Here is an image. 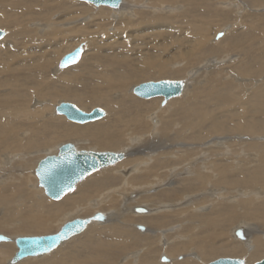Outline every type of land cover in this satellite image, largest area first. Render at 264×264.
<instances>
[{"label":"bare ground","instance_id":"6f19581e","mask_svg":"<svg viewBox=\"0 0 264 264\" xmlns=\"http://www.w3.org/2000/svg\"><path fill=\"white\" fill-rule=\"evenodd\" d=\"M223 1L0 0V25L11 30L0 39V232L8 237L0 242V264L264 259V82L257 80L261 85L250 92L243 83L264 76V14L243 20V13L226 9L264 3L228 0L218 8ZM88 2L113 10H94ZM55 11L58 17H50ZM30 21L41 27L28 29ZM222 22L229 28L217 29L213 40L210 27ZM64 32L78 34L75 44L83 50L78 62L60 68L61 58L73 51L56 58ZM86 35L89 51L79 40ZM234 55V62L227 60ZM163 77L184 81L181 94L160 106L164 96L141 99L134 93L135 82ZM58 98L88 113L84 102L107 110L100 107L103 117L75 124L57 113ZM54 108V118L46 121ZM60 140L73 141L57 147ZM68 143L123 157L51 201L37 167ZM85 143L124 150L82 149ZM49 146L42 158L37 150ZM33 170L38 185L30 179ZM98 212L104 221L92 220L45 255L12 262L16 237L55 234L67 221Z\"/></svg>","mask_w":264,"mask_h":264},{"label":"water","instance_id":"95a60500","mask_svg":"<svg viewBox=\"0 0 264 264\" xmlns=\"http://www.w3.org/2000/svg\"><path fill=\"white\" fill-rule=\"evenodd\" d=\"M95 5L107 4L117 5L120 0H85ZM4 30L0 29V39L4 36ZM83 48L76 47L73 51L65 54L59 61V67L63 68L78 62ZM184 81L181 80H159L147 81L134 87V93L142 98H151L162 95L169 99L181 94L184 88ZM59 114H64L68 119L84 123L95 121L105 115L100 107H95L89 113L82 111L76 104L61 102L56 107ZM123 154L113 151L77 150L71 143L62 145L58 155H48L42 159L37 167V174L40 179V186L45 188L48 197L54 200L61 199L66 193L75 188V184L85 178L89 173L116 162ZM97 217H102L97 218ZM104 221L105 215L98 212L91 217L75 218L67 221L55 234L18 236L15 239L17 252L12 258L15 263L28 256H38L54 250L61 242L70 239L72 236L83 232L92 221ZM5 234L0 233V242L7 240ZM167 261L162 256V262ZM209 264H248L239 258H221ZM254 264H264V259Z\"/></svg>","mask_w":264,"mask_h":264},{"label":"rangeland","instance_id":"374dc122","mask_svg":"<svg viewBox=\"0 0 264 264\" xmlns=\"http://www.w3.org/2000/svg\"><path fill=\"white\" fill-rule=\"evenodd\" d=\"M39 1H43V0H39ZM228 0H224L223 1V5H218L217 4V7L218 8H223L222 6H224V8H225V5L227 4L226 2H227ZM263 1V3H264V0H262ZM82 2V1H81ZM84 2V1H83ZM222 2V1H221ZM89 3V2H88ZM90 4V6H92V8L95 10V9H99V8H101V7H106V8H109V9H111V10H113L112 8H110V7H107V6H100V7H96V6H94L93 4H91V3H89ZM221 4V3H220ZM230 9V10H232L233 8V10H235L234 12H236V14H238L239 12V14H242L241 16H239L240 18L242 17V19L244 20L246 17H245V15L247 14H251V13H259V14H264V6H257V5H253V6H250V7H245V8H241L240 7V9H237V6L236 5H232L231 7H227V5H226V9ZM236 9H237V11H236ZM243 10V12H241ZM247 11V12H246ZM118 12V11H117ZM58 12H51V14H50V17H52L53 15H56V18L58 17ZM244 17V18H243ZM54 18V17H53ZM148 20V18L147 17H144V19H143V21H147ZM51 21V20H50ZM73 21V20H72ZM66 22H68V21H65L63 24L62 23H60L58 26H61V25H65L66 24ZM231 22H233V21H231ZM140 25V24H139ZM141 25H143V24H141ZM218 24H214V25H212L211 27H210V29L212 28H214L213 30L211 29H209V34H210V36H211V38L213 39V34H214V32H216L217 31V29L218 30H220V29H225V28H229V23H227V27H226V24H224L223 22H222V24H219L218 26H217ZM45 26H46V28H48V23L46 22V23H44V26L42 27V30H40V31H43V30H45L44 28H45ZM27 27H28V29H30V30H35V28H37V27H41V26H39V24H37L35 21H30L28 24H27ZM139 27V26H138ZM138 27L136 28V29H138ZM217 27V28H216ZM219 27V28H218ZM0 29H2V30H4L5 31V35H7L8 33H9V31H11L9 28H5V27H3V26H1L0 25ZM136 29H134V30H136ZM215 30V31H214ZM111 30H108L107 32H110ZM74 32H70L68 35H66V33L64 32V34L62 35L63 37V39H65V43H62L63 45H61L60 46V49L58 48V50H57V52H58V54H57V56H56V58H60L63 54H65L66 52H68V51H70V50H74L75 49V47L79 44V41L77 42V44H75V42L78 40V34H76V33H74ZM180 33H182V31H180ZM212 33V34H211ZM72 34V35H71ZM36 35H37V33H36ZM39 36H41L42 35V32H40L39 34H38ZM218 36V35H217ZM10 37H11V42L12 41H17V38H15V37H12L11 36V34H10ZM60 37V36H59ZM80 37V36H79ZM62 38L61 39H58V40H62ZM77 38V39H76ZM223 38V37H222ZM88 39V40H87ZM89 39H90V42H89ZM2 40V39H1ZM79 40H81L80 42H82V40H83V42H84V45H86L87 43V45H86V47H85V50H87V51H89V49L92 47L91 46V41H92V39L90 38V36H88V35H86L85 37H81ZM214 40V39H213ZM221 40V39H220ZM215 42V41H214ZM216 42H218V41H216ZM2 43V42H1ZM0 43V51H1V49H3L4 48V46H2V44ZM8 46V45H7ZM64 49V50H63ZM29 50H31V49H29ZM33 50V49H32ZM62 50V51H61ZM103 50H105V49H103ZM102 51V50H101ZM64 52V53H63ZM63 53V54H62ZM61 54V55H60ZM207 58H212L211 56H207ZM230 58V59H229ZM238 58V56H236V55H234V56H232V57H228L227 58V60H229L230 62H234L235 61V59H237ZM205 60H208V59H205ZM205 62H203V64H204ZM221 65V63H217V66H220ZM203 66V65H202ZM201 68H203V67H201ZM71 68H69L68 70H70ZM203 69H205V68H203ZM203 69H201V70H203ZM67 70V69H66ZM67 70V71H68ZM229 74V73H228ZM162 79H176V78H168V77H163ZM231 79V78H230ZM247 80L246 81H244L243 83H247L248 85H247V87H248V92H250L253 88H255L256 86H257V84H259V83H263L264 82V76L263 75H260V76H258V77H248V78H246ZM262 80V81H260L259 83H257L256 81L257 80ZM158 81V80H161V79H147V80H142V81H137V82H135L134 83V86H137V85H139V84H141V83H144V82H147V81ZM184 80H186V78L184 79ZM223 80H225V79H223ZM207 84V81H203V82H201L200 84H199V86H204V85H206ZM261 84H259V85H261ZM264 84V83H263ZM189 87H190V85H189ZM234 87H235V91H237V92H239L241 95H244V92H243V90H242V88H241V83H235L234 82ZM250 90V91H249ZM136 96V95H135ZM139 98V97H138ZM141 99H151V98H142L141 97ZM72 102V101H68V99H66V98H58L56 101H55V103L54 104H59L60 102ZM166 101H168V100H165L164 99V97H163V99H162V102L160 103V106H161V104L163 105V104H165L166 103ZM72 103H75V102H72ZM77 106H79L78 105V103H75ZM39 106V105H38ZM98 107V105H94V104H92V103H89V102H84L83 103V105H82V107H83V109L84 110H86V111H90V110H92L93 108H95V107ZM100 107H102L103 109L105 108L104 106H102V105H99ZM106 106V105H105ZM37 107V106H36ZM106 109V108H105ZM104 109V110H105ZM107 110V109H106ZM54 111H55V108L53 109V111H52V115L50 116L49 114H48V116L46 117V121L47 120H49L50 118H54ZM58 116H60V115H58ZM64 120H66V121H69V122H72V123H75V124H80V123H76V122H73V121H70V120H68L67 119V117L66 116H64ZM172 136H175L176 134H175V132L174 133H170ZM232 136H236V135H232ZM254 138H257V137H254ZM208 140H210V138L208 139ZM73 140H60V141H58L57 143H55V145L58 147L60 144H63V143H66V142H72ZM204 141H201V142H197V143H203ZM218 145H220L221 146V143H218ZM78 146V145H77ZM171 146V145H170ZM79 147V146H78ZM124 148H126V146H123ZM49 148H51V146H49V147H46V148H41V149H39V150H37V152L38 153H42L41 154V157L43 158V157H45L47 154L45 153L46 151H42V150H45V149H49ZM81 148V147H80ZM170 148V147H169ZM82 149H94V150H124V149H113V148H103V147H101V146H99V145H97V144H91V145H89V144H87V143H85V144H83L82 145ZM46 154V155H45ZM140 155V154H139ZM41 157H39V158H41ZM39 158H38V160H39ZM243 164V163H242ZM255 165V163H253L252 165H248V167H252V166H254ZM37 177L35 176V174H34V170H33V172H32V174H31V177H30V179H33V181H36V184L38 185V181H37V179H36ZM85 182V181H84ZM83 182V183H84ZM82 183V184H83ZM81 185V184H80ZM80 185H79V187H80ZM78 187V188H79ZM78 189L76 188V191H77ZM43 195H44V193H43ZM49 198V197H48ZM51 201H53L52 199H51ZM56 201V200H55ZM145 207V206H144ZM143 207V208H144ZM209 212V211H208ZM136 215H138V214H136ZM143 214H139L138 216H142ZM143 217H145V216H143ZM237 224H235V225H239V221L238 222H236ZM231 227H232V225L231 226H229L228 228H229V230H228V232H227V235L229 236V231H230V229H231ZM0 233H3V232H0ZM4 234H6V233H4ZM7 235V234H6ZM187 235V234H186ZM10 236V235H9ZM26 236H28V235H26ZM13 237V236H12ZM230 237V236H229ZM233 237V236H232ZM232 237H230L231 239H232ZM5 241V240H4ZM2 242V241H1ZM14 244V243H13ZM15 245V244H14ZM15 249H16V246H15ZM45 255V254H44ZM159 256H158V260H160V257H161V255H162V252H160L159 254H158ZM183 256H180L179 258L181 259ZM222 256H218V257H214V258H212V259H210L208 262L210 263V262H213V261H215L216 259H219V258H221ZM223 257H229V256H223ZM230 257H232V256H230ZM232 258H240V259H246V257H232ZM176 258H174V260H175ZM178 259V258H177ZM261 259H259V261H260ZM257 261H255V262H253V264L254 263H256ZM208 263V264H209ZM141 264H145V263H141ZM249 264H251V263H249Z\"/></svg>","mask_w":264,"mask_h":264},{"label":"snow or ice","instance_id":"6c2138e0","mask_svg":"<svg viewBox=\"0 0 264 264\" xmlns=\"http://www.w3.org/2000/svg\"><path fill=\"white\" fill-rule=\"evenodd\" d=\"M97 218H101L102 219V217H97Z\"/></svg>","mask_w":264,"mask_h":264}]
</instances>
